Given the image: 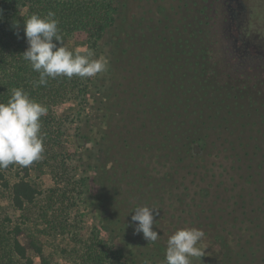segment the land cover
Here are the masks:
<instances>
[{
	"label": "flooded vegetation",
	"instance_id": "1",
	"mask_svg": "<svg viewBox=\"0 0 264 264\" xmlns=\"http://www.w3.org/2000/svg\"><path fill=\"white\" fill-rule=\"evenodd\" d=\"M118 3L94 121L73 136L92 211L131 264H164L183 228L204 232L201 264H264V14L248 0ZM138 206L157 209V241L134 232Z\"/></svg>",
	"mask_w": 264,
	"mask_h": 264
},
{
	"label": "trees",
	"instance_id": "2",
	"mask_svg": "<svg viewBox=\"0 0 264 264\" xmlns=\"http://www.w3.org/2000/svg\"><path fill=\"white\" fill-rule=\"evenodd\" d=\"M116 7L108 0H0V103H7L12 90L23 89L30 99L47 108L40 118L44 152L31 165H9L0 168V199L9 198L15 218L0 205V264H118L122 250L115 245L106 247L96 232L87 235L85 217L74 213L78 207V182L69 153H61L58 146L65 135L58 121V111L70 100L83 99L90 78L73 76L49 79L44 86H34L39 74L24 60L28 48L24 35V22L33 14L46 17L55 13L59 34L64 46L77 33H84L92 45L106 26L113 24ZM55 42V41H54ZM92 59V57H91ZM49 174L52 187L39 189L30 179L31 171ZM43 224V229L40 225ZM31 229L42 233H59L71 242L70 246H57L47 253L42 243L32 240L31 248L37 259L28 253L20 236Z\"/></svg>",
	"mask_w": 264,
	"mask_h": 264
},
{
	"label": "clouds",
	"instance_id": "3",
	"mask_svg": "<svg viewBox=\"0 0 264 264\" xmlns=\"http://www.w3.org/2000/svg\"><path fill=\"white\" fill-rule=\"evenodd\" d=\"M55 13L49 11L46 17L33 14L24 22V35L28 48L23 53L24 60L31 64L32 70L39 74L34 86H44L49 79L73 76L81 79L95 77L106 70V63L100 59H91V49L86 54H73L64 46L58 30ZM55 41V42H54ZM47 108L30 99L21 88L12 90L7 103H0V168L9 165L27 167L39 160L44 152L40 118ZM156 208L138 206L131 216L135 224L134 232L143 234L149 242L159 238L153 231ZM204 232L197 228L176 230L167 240L164 264H194L204 256V249L198 243ZM145 264H148L146 261Z\"/></svg>",
	"mask_w": 264,
	"mask_h": 264
},
{
	"label": "rangeland",
	"instance_id": "4",
	"mask_svg": "<svg viewBox=\"0 0 264 264\" xmlns=\"http://www.w3.org/2000/svg\"><path fill=\"white\" fill-rule=\"evenodd\" d=\"M110 3L116 7L113 12L114 18L116 19L117 13L119 11L118 0H108ZM252 6H256L258 10L262 11L264 14V0H248ZM115 21V20H114ZM109 26H106L101 36L96 40L93 45L87 41L86 35L84 33H77L73 39L66 42V47L70 50L75 51H88L91 49L94 53L92 59H105L106 46H108L109 41ZM100 74V73H99ZM99 74L97 75L99 77ZM97 76L91 77V80L87 83V93L84 95L83 99H73L70 100L66 105H64L57 114L60 126L64 129L65 135L62 138L61 143L58 146V151L61 153H69V160L74 168V176L78 182V207L74 210V213L83 214L85 217V228L87 235L91 232H96L99 239L109 247L115 245L113 235L109 234L106 229L101 227L100 221L96 218L94 212L92 211V204L87 195L88 190V180L86 178L87 174V160L84 157L83 150L76 147L74 142V134L81 129L83 125L88 122L94 121L93 118V103L94 97H96V86H97ZM30 179L32 182L42 190H46L53 185V179L49 174L39 175L34 170L31 171ZM0 205L3 207L8 215L15 218L16 213L11 208V201L9 198L0 199ZM40 229H43V224H41ZM39 229H31L28 232H24L19 238L21 242L26 245L29 255L37 259V255L31 248V241L38 240L43 245V249L47 253H51L53 249L57 246H70L71 242L64 238L59 233H41ZM123 253V252H122ZM60 264H69L68 262L61 261ZM118 264H131L127 259L123 257L118 261Z\"/></svg>",
	"mask_w": 264,
	"mask_h": 264
}]
</instances>
